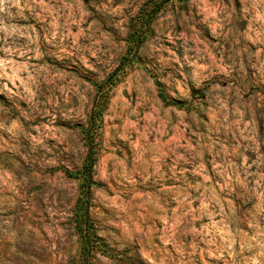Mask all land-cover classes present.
Wrapping results in <instances>:
<instances>
[{"label":"rangeland","instance_id":"1","mask_svg":"<svg viewBox=\"0 0 264 264\" xmlns=\"http://www.w3.org/2000/svg\"><path fill=\"white\" fill-rule=\"evenodd\" d=\"M0 264H264V0H0Z\"/></svg>","mask_w":264,"mask_h":264},{"label":"trees","instance_id":"2","mask_svg":"<svg viewBox=\"0 0 264 264\" xmlns=\"http://www.w3.org/2000/svg\"><path fill=\"white\" fill-rule=\"evenodd\" d=\"M157 10V9H156ZM154 13L156 12V11H153ZM133 44H134V46H137V44L138 43H136L135 41L133 42ZM107 92L108 91H106V90H101L100 92H99V96H100V99H104L105 97H106V95H107ZM92 164L93 163H91V164H89V166H88V170L90 171L91 170V166H92ZM86 171L84 170V172H83V174L81 175V177L80 178H84V179H86ZM88 194H89V191H88V189H85L83 192H82V199L83 198H85V197H88ZM77 221H76V223H77V226H78V228L79 229H81L82 228V225L84 226V224L83 223H85L84 221H85V219H86V217H85V215H77ZM82 230V229H81Z\"/></svg>","mask_w":264,"mask_h":264}]
</instances>
